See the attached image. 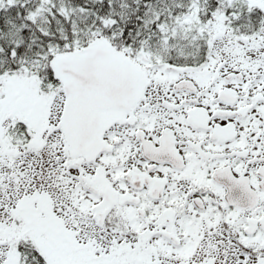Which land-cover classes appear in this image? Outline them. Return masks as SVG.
I'll return each mask as SVG.
<instances>
[{
	"label": "snow or ice",
	"instance_id": "6c2138e0",
	"mask_svg": "<svg viewBox=\"0 0 264 264\" xmlns=\"http://www.w3.org/2000/svg\"><path fill=\"white\" fill-rule=\"evenodd\" d=\"M0 264H264V0H0Z\"/></svg>",
	"mask_w": 264,
	"mask_h": 264
}]
</instances>
